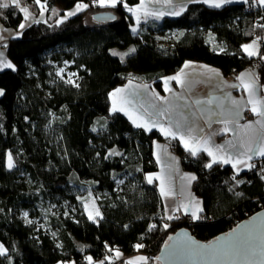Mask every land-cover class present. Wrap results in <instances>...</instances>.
Segmentation results:
<instances>
[{
	"label": "trees",
	"instance_id": "trees-1",
	"mask_svg": "<svg viewBox=\"0 0 264 264\" xmlns=\"http://www.w3.org/2000/svg\"><path fill=\"white\" fill-rule=\"evenodd\" d=\"M21 2L38 19L34 0ZM77 2L47 0V15L57 8L62 17ZM83 2L89 7L63 23L39 19L22 30L19 8L0 9L7 17L0 23L20 33L7 48L15 70L0 71V243L8 250L0 264H89L86 257L103 260L115 249L125 256L144 253L149 264H156L176 230L186 227L199 240L211 241L264 207V158L238 174L222 163L207 168L211 157L206 152L193 156L177 139L136 127L125 114L111 111L109 95L131 81L163 92L162 79L186 61L207 63L226 76L255 65L264 84V59L249 57L241 47L264 38L258 26L264 24V6L253 0L221 8L193 2L177 17H141L136 27L135 16L123 5ZM125 3L135 7L139 0ZM89 14L96 19L89 22ZM131 47L135 52L123 61L112 54L114 48ZM64 60L79 73V87L55 73L52 63ZM168 140L183 169L196 175L192 190L203 203L200 220H168L157 183L148 182L147 174L158 170L154 143ZM76 188H86L87 194L78 197L71 191ZM91 193L101 211L95 221L81 207ZM63 201L70 215L49 211L50 202ZM21 209L32 216L44 210L46 227L25 222L18 216ZM153 224L157 227L149 231ZM138 243L144 245L140 250L134 247ZM105 264L124 262L108 259Z\"/></svg>",
	"mask_w": 264,
	"mask_h": 264
},
{
	"label": "crops",
	"instance_id": "crops-1",
	"mask_svg": "<svg viewBox=\"0 0 264 264\" xmlns=\"http://www.w3.org/2000/svg\"><path fill=\"white\" fill-rule=\"evenodd\" d=\"M175 2L176 0H174V3ZM236 2H244V0H233V3ZM253 2H256V0H253ZM183 3L187 8V6L193 2L192 0H183ZM149 7L159 10L162 17H177V15L171 14L174 11V7L164 4L163 0H161L158 4H150ZM138 25L139 24L136 22V27H138ZM0 26H2V29H7V31L0 29V36L4 37V39H0V53H2L0 60L11 62L7 55V48L9 40L14 37L17 32L6 28L1 23ZM261 38L264 39L263 36H261ZM252 41L245 44H251ZM258 49L261 52V40L258 42ZM5 69L9 68H2L0 71ZM211 69L218 70V74L216 72H212ZM248 72L252 73L251 79H255L257 82V95L253 97V102L259 109L260 105L258 100L260 98H264V84L261 83L257 67L255 65H250L240 72H237L235 75L226 76L215 66L202 62L186 61L176 73L168 75L162 79L163 92L144 81H131L125 86L120 87L124 91L117 93L115 97L111 96V111H113L115 103V106L122 110L113 112H121L125 114L132 122L135 121L136 123L142 124L145 122L157 121L158 126H152L151 123L149 126L152 130H158L162 135H164L159 130V126L167 128L169 126V120L166 117L156 116L153 109L149 107V104L155 102L157 106H160L163 105L166 100L175 106L176 119H180V114L182 113L184 116H188L189 119H194L196 124L203 128V132L196 131L193 133V136L202 137L203 139L211 137V141L207 146L214 153L216 152L215 145H224L225 152H227L229 156H233L234 152L228 147V142L231 141L233 144L239 145L242 142H247L250 137L252 141H254L251 146L253 148V152H255V149L259 146V137L264 136V129H262L260 124L257 123V121H260L262 118L255 115L251 111L253 104L248 103L249 93L244 87V84L237 79L239 74ZM172 76H178L185 82L184 85H181L176 80H168L166 82L165 78ZM249 79L250 78L246 76L245 83H247ZM232 85H235V87H232ZM166 88L170 90L166 91ZM157 93L159 94L158 96L156 95ZM124 97H127V99L131 102L124 103L122 99ZM160 97H164L165 99L161 100ZM233 100L239 102V117H233L229 111L230 109H236L237 107L232 103ZM197 101H201V103L198 104L196 103ZM208 101L212 102L208 103ZM146 109L147 112L145 111ZM148 113L153 114L149 115ZM224 119L233 121L228 124V128L230 130L227 132L223 131L225 127L224 123L219 122ZM209 122H211V126H209ZM249 124L251 125V128L246 129L245 126ZM172 130L175 131V125L172 126ZM213 132L217 134L212 135ZM166 137L172 139L170 136ZM176 139L184 146V143L181 141L179 135H177ZM184 139L187 140L192 147L202 148L204 146L203 140H200L198 143L189 137L187 133L184 134ZM153 152L158 165V170L147 174V179L152 177V181L157 183L158 190L163 201L165 217L167 218L169 215L177 216L179 218L184 216L185 214L183 208L178 212L175 211V205L180 202H183L185 206L190 204L194 205L196 210L203 209L202 200L192 190V183L194 180L189 182L185 179L186 176L194 175L196 177V175L191 171L183 169L181 160L174 152L171 141H156L154 143ZM250 154L252 155V159L248 161V163H251L256 159L264 158L259 155ZM216 155L219 159L221 154L216 153ZM212 159L213 158L211 157V161ZM233 163H235V159H233ZM224 165L232 167V164ZM170 166H174V170L173 167ZM237 168L241 169L240 171L246 169L243 164H238ZM233 170L237 172L236 169L233 168ZM162 180L164 181V190L169 191V189H171V194L168 196L161 194ZM200 213L201 212L198 211L199 215ZM139 256H145V254L138 253L129 259ZM109 259H117L115 257V250L112 252V255L109 256Z\"/></svg>",
	"mask_w": 264,
	"mask_h": 264
},
{
	"label": "snow or ice",
	"instance_id": "snow-or-ice-1",
	"mask_svg": "<svg viewBox=\"0 0 264 264\" xmlns=\"http://www.w3.org/2000/svg\"><path fill=\"white\" fill-rule=\"evenodd\" d=\"M161 0H139V4L135 7L129 6L127 3H125V0H92L93 4H98L101 7H111L116 8L118 5H123L128 11L133 12L136 14V22L137 24L140 23L141 16L146 20L149 16L155 18V19H161L162 14L159 12V10L150 8L149 5L153 3H160ZM192 2H202L205 4H208L210 7L213 8H221L225 4H231L233 3V0H192ZM34 3L40 8L41 14L44 11H48L47 6V0H34ZM163 3L169 6L174 7V11L171 13L172 15H181L186 10V5L183 3V0H176L174 3V0H163ZM244 3H248V0H244ZM256 3L264 6V0H256ZM10 7L19 8L20 12L23 13V22H21L18 25V29L22 30L25 28L27 22L32 21L34 23H40L41 21L39 19H36V14L31 12L28 7L22 6L21 0H0V9H8ZM89 7L88 3H84L83 0H78V2L75 5L74 11H67L60 19L57 21V23H63L65 19H67L70 16L76 15L80 11H84ZM52 11H55L54 9ZM0 17L7 19L3 15V12L0 11ZM111 19H115L116 17H110ZM93 19H96V17H93ZM264 19V17H262ZM46 23V21H45ZM261 28H264V24L258 25ZM0 29H2V26H0ZM3 31H7V29H2ZM133 32L136 31L135 28L132 29ZM17 34H20L19 32ZM180 35H183V33H180ZM0 39H4L3 36H0ZM261 37H256L255 40L252 41L251 44H244L242 45V49L249 57L253 56H260L261 59H264V53H261L258 49V42L261 40ZM223 51V49H221ZM135 52V48H132L129 50V53ZM129 53H118L113 50V55H119L121 57V60L123 61L124 57L129 55ZM0 56H2V53H0ZM187 66V65H186ZM2 68H9L15 70V66L10 61H4L0 60V69ZM63 69L60 70L61 73H63ZM212 72H216L218 74V70L211 69ZM72 75H75V73H72ZM249 77L247 83H245V77ZM252 73H241L237 76V79L241 81L242 84H244V87L247 89L249 93V100L248 103L253 104V107L251 111L261 117L262 119L260 121H257V123L260 124V127L264 129V98H260L258 100V103L260 105L259 109L256 107L255 103L253 102V97L257 95V82L255 79H251ZM63 78V77H61ZM166 82L168 80H176L181 85H184V81L181 80L178 76H172L165 78ZM68 83H74L71 79L68 80ZM79 87V85H76ZM232 87H235V85H232ZM166 91H169L170 89H165ZM124 91L121 88H117L114 90V92L110 93L109 95L112 97H115L117 93H120ZM4 94V90L0 89V96ZM138 95V94H135ZM159 95L158 93L156 94ZM124 103H130L127 99V97L122 98ZM161 100H164V97H160ZM212 101H208V103H211ZM196 103H201V101H197ZM232 103L236 105V109H230L233 117H239L240 111H239V102L233 100ZM149 107L153 109V112L158 117H166L169 120V126L167 128L163 126H159V130L165 135L170 136L172 139H176L177 135H179L181 141L184 143V147L187 151L191 153V155L195 156L198 154L199 151H204L208 154V156H211L213 159L210 163L206 164L205 167L211 168L213 164L215 163H222V164H232V167L237 170V174L241 169L237 168L238 164H243L244 167L248 168L249 170H252L256 168L255 164L248 163L252 159V154L259 155L261 157H264V136L259 137V146L255 149V152H253L252 148V141L251 137L247 142H242L239 145L233 144L231 141L228 142V147L233 150L234 155L229 156L227 152H225L224 145H215L216 152L214 153L207 145L211 141V137H208L207 139H203L202 137H196L193 136V133L196 131L203 132V128L199 127V125L196 124V121L194 119H189L188 116H184L182 113L180 114V119L175 118V106L172 103H169L165 100V103L163 105L157 106L155 102H152L149 104ZM122 110L120 108H117L113 106V111H119ZM147 112V109L145 110ZM149 115H152L153 113H148ZM221 123H224L225 127L223 129L224 132L229 131L228 124L233 122L229 119H224L222 121H219ZM134 124H136V127H143L147 131H151L152 128L149 126L151 123L152 126H158L157 121H151V122H145V123H136L133 121ZM175 125V131L172 130V126ZM209 126H211V122H209ZM246 129H250L251 125H246ZM187 133L189 137H191L193 140L197 141L199 143L200 140H203V147H192L187 140L184 139V134ZM217 133L213 132L212 135H216ZM216 153H220V158H217ZM119 154V153H115ZM233 159H235V163H233ZM7 166L9 168L15 167V164L13 163V157L12 154H8V164ZM173 167L174 166H170ZM261 171H264V168H261ZM159 178V177H158ZM185 179H187L189 182L192 180H195L196 177L194 175L186 176ZM233 180L236 179L235 176L232 177ZM261 179H264V176H261ZM121 183L123 181H120ZM148 182L152 183V177L148 178ZM244 181L240 180L237 181V183H243ZM164 181H161V194L168 196L171 194V189L169 191H165L163 187ZM236 195H242V193H236ZM85 208H87V204H85ZM184 209L185 215H190L191 218L195 220H200L201 216L198 214V211L202 212L203 209L196 210L194 205H188L185 206L183 202H180L175 205V211H180L181 209ZM24 216L27 217L28 213L25 212ZM100 216V213L98 210H96L95 216L92 215V213H89V219L96 220V217ZM168 220L173 219H179L177 216L169 215L167 216ZM256 218H253V221H255ZM28 223H32V221H28ZM157 225L153 224L149 226V231H152L154 228H156ZM170 227L169 224L165 223L163 224L164 229H168ZM55 235V233H53ZM169 240H173L172 245L165 244V248L169 249L167 253V258L171 259H182L192 262V264H264V218L260 220V223L258 225L253 224L251 226L245 225L243 228H241L239 231L236 229L233 230V233L228 234L226 237L221 239L220 237L216 238L215 243H208V244H201L197 242L194 238L188 236L186 232L177 234L175 238L169 236ZM137 250H140L144 247L143 244L138 243L134 246ZM109 252L113 251L111 248L108 249ZM8 250L0 244V256L7 255ZM122 256V253L119 249L115 250V257L120 258ZM89 264H105V260H108L109 257L105 256L103 260L94 262L93 258L91 256L86 257ZM156 260L163 259L162 257H156ZM149 257L147 256H139L134 257L129 260H126L124 264H148ZM72 264H75V262H72Z\"/></svg>",
	"mask_w": 264,
	"mask_h": 264
},
{
	"label": "rangeland",
	"instance_id": "rangeland-1",
	"mask_svg": "<svg viewBox=\"0 0 264 264\" xmlns=\"http://www.w3.org/2000/svg\"><path fill=\"white\" fill-rule=\"evenodd\" d=\"M54 10L55 11H52L49 15H47V11H44L42 14L40 13L39 16H38V19L45 20V21H52L54 19H60V11H59V9L55 8ZM70 10L74 11L75 7L70 9ZM70 10H67V11H70ZM132 14L136 18V14H134L133 12H132ZM87 20L89 22L93 20L91 14L88 15ZM30 22L31 21L27 22V24H29ZM131 49H132V47H131ZM113 50L118 52V53H129L130 49L121 50L119 48H114V49H112V52H113ZM117 56H119V55H117ZM126 57L127 56H125L123 60H125ZM52 65H53V69L55 70V73L59 76V78L63 77L61 79L64 80L65 82H67V83H68V80L71 79L72 81H74V83H71V84H74V85L78 84L80 75H79V73L76 70L72 69L73 63L71 61L64 60V61H61V62H53ZM61 69L64 70L63 73L60 72ZM72 73H75V75H72ZM71 191H74V193H76L78 197H83L85 194H87L88 190L86 188H76V189H72ZM85 204H87V208H85ZM81 207H82V210L88 216H89L90 212L92 213L93 216H95L96 210H98L99 213L101 214L100 208H99V206L97 204V198H96L95 195H93V193H91V198L89 200H87L84 204H82ZM49 211L51 213H55L57 215H61V214L65 215V216L70 215V207L68 206V203L66 201H63L60 204L56 203V202H50ZM25 212L28 213L27 217L24 216ZM18 216L21 219H23L25 222H27V223L30 220V221H32V224L38 225L39 227H46V223L45 222H46L47 218H46L44 210H42V214L40 216H37V215L36 216H32V215H30L28 210H22L21 209L19 211V215ZM98 217H96V219ZM139 253H141V252H139ZM132 256H134V255H132ZM132 256H125L124 254H122V256L120 258H117L116 260L119 261V259H121V258H124V257L130 258ZM145 256H147V255L145 254ZM72 262H74V261L73 260L72 261H68L67 263L66 262H61L59 264H72ZM94 262H97V260L94 261ZM148 264H149V262H148ZM156 264H157V262H156Z\"/></svg>",
	"mask_w": 264,
	"mask_h": 264
},
{
	"label": "water",
	"instance_id": "water-1",
	"mask_svg": "<svg viewBox=\"0 0 264 264\" xmlns=\"http://www.w3.org/2000/svg\"><path fill=\"white\" fill-rule=\"evenodd\" d=\"M256 218L255 221H253V218ZM264 218V209L256 212L255 214H253L252 216H250L249 218L241 221L235 228H233L232 230L228 231V232H224L219 234L217 237H220L221 239H223L224 237H226L228 234L233 233V230L236 229L237 231H239L241 228H243L246 224L251 226L253 224L258 225L260 223V220ZM186 232L188 234V236L194 238L197 242L201 243V244H208V243H215L216 242V238L211 240V241H202L199 240L197 237H195L191 230L189 228H181L176 230L173 234H171L170 236L175 238L177 236V234L180 233H184ZM173 240H167V242L165 244L168 245H172L173 244ZM165 244L163 245V247L161 248L159 254L157 257H162L163 259L161 260H156L157 264H192V262L187 261V260H182V259H171V258H167V253L169 251V249L165 248Z\"/></svg>",
	"mask_w": 264,
	"mask_h": 264
},
{
	"label": "built area",
	"instance_id": "built-area-1",
	"mask_svg": "<svg viewBox=\"0 0 264 264\" xmlns=\"http://www.w3.org/2000/svg\"><path fill=\"white\" fill-rule=\"evenodd\" d=\"M240 172H242V171H240ZM240 172H239V173H240ZM262 209H264V207H263ZM182 217H186V219H187L188 221L195 220V219L191 218L190 215H184V216H182ZM182 217H180V218H182ZM239 223H240V222H238V223H236L235 225H233L232 227L228 228L225 232H228V231L232 230V229L235 228ZM183 228H184V227H183ZM180 229H181V228H180ZM119 260L125 262L126 260H129V258H128V257H124V258H121V259H119Z\"/></svg>",
	"mask_w": 264,
	"mask_h": 264
}]
</instances>
